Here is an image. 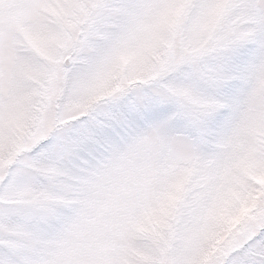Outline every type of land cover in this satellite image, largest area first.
Returning a JSON list of instances; mask_svg holds the SVG:
<instances>
[{
	"label": "snow or ice",
	"instance_id": "6c2138e0",
	"mask_svg": "<svg viewBox=\"0 0 264 264\" xmlns=\"http://www.w3.org/2000/svg\"><path fill=\"white\" fill-rule=\"evenodd\" d=\"M0 264H264V0H0Z\"/></svg>",
	"mask_w": 264,
	"mask_h": 264
}]
</instances>
